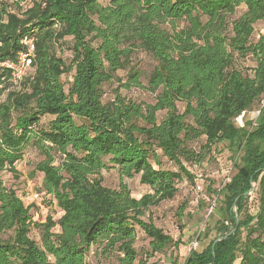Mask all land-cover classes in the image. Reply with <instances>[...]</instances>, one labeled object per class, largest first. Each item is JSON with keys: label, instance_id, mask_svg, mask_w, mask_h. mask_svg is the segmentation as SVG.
<instances>
[{"label": "trees", "instance_id": "1", "mask_svg": "<svg viewBox=\"0 0 264 264\" xmlns=\"http://www.w3.org/2000/svg\"><path fill=\"white\" fill-rule=\"evenodd\" d=\"M100 1L0 0V173L16 175L26 149L37 151L29 178L40 175L37 192L58 215L36 220L0 180V264H160L150 259L180 243L147 213L222 143L236 161L211 192L216 235L200 232L182 264H264V0ZM27 37L35 55L14 85L1 65ZM138 53L153 63L145 78ZM132 89L152 101L120 92ZM256 109L254 127L236 126ZM109 168L117 189L103 185ZM135 177L148 189L139 198L124 182Z\"/></svg>", "mask_w": 264, "mask_h": 264}, {"label": "rangeland", "instance_id": "2", "mask_svg": "<svg viewBox=\"0 0 264 264\" xmlns=\"http://www.w3.org/2000/svg\"><path fill=\"white\" fill-rule=\"evenodd\" d=\"M8 3H14V0H7ZM107 0H101L102 4H105ZM67 52L64 51V56L67 57ZM134 65L143 74L145 78L152 69V61L142 53L135 55ZM123 75V73H120ZM143 83L144 80H143ZM116 85L110 88H116ZM122 94L132 98L151 102L152 98L150 95L142 90L132 89L130 91H120ZM252 112L248 113L245 119H251L253 116ZM48 119V118H46ZM244 119V120H245ZM203 141V140H202ZM200 141L194 144L195 150L198 151L199 146L203 143ZM42 160V157L37 151L31 148H27L22 160L17 164V174H11L7 171L0 173V180L6 186L17 191L19 196H30L32 192H37L40 186L41 177L39 174L34 179L29 178V173L33 168V165ZM232 161V153L228 150L227 144L222 143L214 148V150L206 156V159L200 165L194 167H188L192 170L201 172L204 176L203 180V191L207 196H211L212 191H218L222 186L224 180L223 168L229 165ZM167 164V163H165ZM168 165V164H167ZM169 166V165H168ZM103 185L111 189H117L119 187V177L115 169L109 168L102 171ZM133 197L139 198L142 194L148 191L147 187L142 186L139 183L138 177L132 180H124ZM193 183L186 180V184L178 185V192L176 197L171 201L161 203L159 206L152 208L147 213V216L152 223L161 228L166 234L170 235L173 240H178L180 245L177 251L169 249L165 255H157L150 261H158L160 264H182L184 259L189 253V250L193 248V243L196 240L198 232L203 227L201 234L205 232V229L210 230L208 239H212L216 235L215 224L219 219V213L216 212L212 215L208 225L203 226V220L206 217L208 203L202 199L201 194L194 193L192 191ZM253 191L249 193L252 195ZM221 198L218 199L216 206L221 205ZM25 203H29V197L24 200ZM254 203L250 201L252 207ZM37 208L35 219L44 221L46 216L52 215L55 218L58 217L56 211L53 209L47 200H43L38 204H34ZM235 211V209H234ZM208 226V227H207ZM207 227V228H206ZM217 228V227H216ZM31 237L37 238V231L33 229L31 231ZM207 241V240H206ZM201 241V244L206 243ZM135 248L139 252V255L144 257L148 247V240L142 234H139L136 239ZM89 263L95 264L93 256L88 258Z\"/></svg>", "mask_w": 264, "mask_h": 264}, {"label": "built area", "instance_id": "3", "mask_svg": "<svg viewBox=\"0 0 264 264\" xmlns=\"http://www.w3.org/2000/svg\"><path fill=\"white\" fill-rule=\"evenodd\" d=\"M21 45H22V50H20L17 53L16 59L14 61L5 62L1 65L2 67L6 68L8 71H10L11 76H12V83L14 85H18L23 80V78L26 76L27 71L29 70V68L32 64V61H33V58L35 55V46H34L33 37L24 38L21 41ZM259 115H260V110L256 109L253 112L252 118L248 119L250 122H252V127H254L256 125V121H257V118L259 117ZM245 117H246V114L241 113L234 120L235 124L238 128L244 127ZM235 161H236V159L231 161L228 166H226L225 168L222 169L224 172V180H223L222 186L225 183L229 182L230 177L234 172ZM192 174H193L192 191L194 193L201 194L202 199L208 203L207 214H206L205 219L203 220V222H204L203 226H204L209 215L214 212L218 199L214 194H212L211 196H207L204 194V191L202 188L204 176L201 172H199L198 170H195ZM181 184H186V181L182 182ZM221 187L218 190H220ZM27 197H29V200H30L29 203H25V201H24L25 199H27ZM47 197L48 196H46L44 193L32 192L30 194V196H26V197L22 198V200L26 206H29L31 204H38V203L42 202L44 199H46ZM202 229H203V227H201L200 231L198 232V235L202 231ZM198 235H197V237H198ZM197 237H196L195 242L193 243L192 249L196 248L198 245L197 244ZM190 250H189V252H190Z\"/></svg>", "mask_w": 264, "mask_h": 264}, {"label": "water", "instance_id": "4", "mask_svg": "<svg viewBox=\"0 0 264 264\" xmlns=\"http://www.w3.org/2000/svg\"><path fill=\"white\" fill-rule=\"evenodd\" d=\"M254 187V186H253ZM252 191H253V188H252ZM233 208H234V205H233ZM236 228L232 229L229 233H227L224 238L230 236L231 234H233L235 232Z\"/></svg>", "mask_w": 264, "mask_h": 264}]
</instances>
